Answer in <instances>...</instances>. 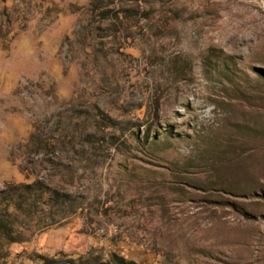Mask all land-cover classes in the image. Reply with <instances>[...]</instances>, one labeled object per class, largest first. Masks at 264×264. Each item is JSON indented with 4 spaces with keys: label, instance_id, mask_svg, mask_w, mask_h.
Returning <instances> with one entry per match:
<instances>
[{
    "label": "rangeland",
    "instance_id": "obj_1",
    "mask_svg": "<svg viewBox=\"0 0 264 264\" xmlns=\"http://www.w3.org/2000/svg\"><path fill=\"white\" fill-rule=\"evenodd\" d=\"M0 217V264H264V0H0Z\"/></svg>",
    "mask_w": 264,
    "mask_h": 264
},
{
    "label": "trees",
    "instance_id": "obj_2",
    "mask_svg": "<svg viewBox=\"0 0 264 264\" xmlns=\"http://www.w3.org/2000/svg\"><path fill=\"white\" fill-rule=\"evenodd\" d=\"M43 194H44V192H40L38 195L41 196ZM12 207L13 206L11 205V207H10V205L8 203L1 204V210L4 213L8 212ZM10 232H11V224H10V222L7 219H2L0 217V234H3L4 236L9 237L10 236Z\"/></svg>",
    "mask_w": 264,
    "mask_h": 264
}]
</instances>
